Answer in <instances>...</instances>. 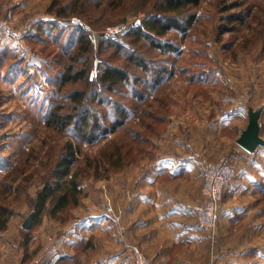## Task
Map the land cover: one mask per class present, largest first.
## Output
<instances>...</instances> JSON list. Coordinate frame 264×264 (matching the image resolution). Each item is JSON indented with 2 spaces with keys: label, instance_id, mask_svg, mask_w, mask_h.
<instances>
[{
  "label": "rangeland",
  "instance_id": "374dc122",
  "mask_svg": "<svg viewBox=\"0 0 264 264\" xmlns=\"http://www.w3.org/2000/svg\"><path fill=\"white\" fill-rule=\"evenodd\" d=\"M141 1L0 0V192L13 185L8 199L0 194V214L7 206L10 215L0 264H139L138 252L148 264H264V146L249 152L238 144L251 109L262 112L264 139V0H202L190 30L166 37L178 52L135 45L170 70L142 104L125 84L100 94L104 104L94 105L104 127L112 103L137 106L118 131L89 143L50 125L54 113L73 112L68 94L89 91L102 62L126 65L127 51L101 43L142 24ZM71 64L89 68L87 80L63 85ZM70 145L79 203L54 211L49 202L25 229ZM219 159L234 175L210 232L196 207L206 202L205 164Z\"/></svg>",
  "mask_w": 264,
  "mask_h": 264
},
{
  "label": "trees",
  "instance_id": "16d2710c",
  "mask_svg": "<svg viewBox=\"0 0 264 264\" xmlns=\"http://www.w3.org/2000/svg\"><path fill=\"white\" fill-rule=\"evenodd\" d=\"M201 2L202 0H152L151 5H148L149 0H142L140 5L142 3L145 5H141L142 7L140 8H147L142 24L129 29L119 36L117 40L104 39L101 43L102 48L107 44V47L113 48L115 53L120 54L127 51L125 53L127 54L125 56L126 65L120 66L105 61L102 62L99 65L100 70L97 76L89 84V91L88 88L77 89L68 94L72 103L71 106H73V112L64 113L63 117L61 114L59 115V112L54 113L56 118H53V122L50 125L53 123L62 124L67 128L70 127L77 133L79 140L89 143L94 142L98 134L114 133L124 127L133 117L137 109L136 105H134L133 110H130L127 107L128 105L119 103V101H116L115 104L112 103L110 106L114 110V119L109 127H104L102 118L96 115L95 101L101 98L100 94H104L105 90L112 92L115 87L125 84L131 89L132 96H134L136 101L142 104L146 100L147 91L152 92L159 86L164 80V76L169 72L170 67L166 59L162 62L149 60L138 51L135 45L145 41L150 45L151 49L158 50L162 55L178 52L179 45L177 42L166 39V37L172 31H177L183 35L186 34L198 20L196 9L201 5ZM234 18L232 16L230 20ZM128 38L132 40L129 41ZM85 41L84 35L80 40V45L82 46ZM86 44H88V41H86ZM82 50L83 48L79 47L78 53ZM131 68H138L141 73L134 74L131 72ZM89 75V68L79 71L71 64L62 75V83L63 85L70 82L78 83L87 80ZM100 100L99 103L104 104L103 98ZM74 162L75 150L70 145L67 155L59 161L54 170V183L48 181L38 192L36 217L44 211L49 202L53 205L56 204L54 211L79 203L80 195L82 194L78 178L80 172L70 173ZM12 189L13 185L10 183L0 192L3 195V200L10 197ZM2 209L0 215L3 218L0 221V231L6 228L10 216L6 213L8 211L7 206H3Z\"/></svg>",
  "mask_w": 264,
  "mask_h": 264
},
{
  "label": "built area",
  "instance_id": "2783aa9c",
  "mask_svg": "<svg viewBox=\"0 0 264 264\" xmlns=\"http://www.w3.org/2000/svg\"><path fill=\"white\" fill-rule=\"evenodd\" d=\"M2 27L6 29V24H2ZM233 175L226 159L205 164L204 194L206 202L196 207V213L200 226L210 232L216 230L221 219L223 196L231 184ZM138 262L139 264H148V260L139 252Z\"/></svg>",
  "mask_w": 264,
  "mask_h": 264
},
{
  "label": "water",
  "instance_id": "95a60500",
  "mask_svg": "<svg viewBox=\"0 0 264 264\" xmlns=\"http://www.w3.org/2000/svg\"><path fill=\"white\" fill-rule=\"evenodd\" d=\"M261 111L250 110L249 124L238 140V144L249 152H255L260 146H264V139L261 137ZM35 213L25 222L24 228L30 229Z\"/></svg>",
  "mask_w": 264,
  "mask_h": 264
},
{
  "label": "crops",
  "instance_id": "0c3cea01",
  "mask_svg": "<svg viewBox=\"0 0 264 264\" xmlns=\"http://www.w3.org/2000/svg\"><path fill=\"white\" fill-rule=\"evenodd\" d=\"M155 179H153V178H151V177H147V178H145V181H147V182H151V183H153V182H155L154 181ZM147 182H144V183H142L143 185H148V183ZM148 195H146V197H147V199L148 200H151L152 199V197H154L153 198V202L152 203H154L155 201H156V194L154 193V195H152V193L150 194V192L149 193H147ZM145 197V198H146ZM163 203H165V202H163Z\"/></svg>",
  "mask_w": 264,
  "mask_h": 264
}]
</instances>
